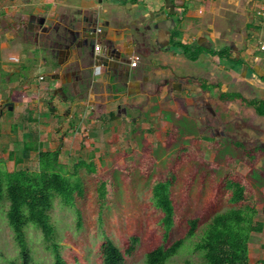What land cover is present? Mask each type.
Wrapping results in <instances>:
<instances>
[{
	"label": "rangeland",
	"instance_id": "rangeland-1",
	"mask_svg": "<svg viewBox=\"0 0 264 264\" xmlns=\"http://www.w3.org/2000/svg\"><path fill=\"white\" fill-rule=\"evenodd\" d=\"M62 1L79 4L81 0ZM200 2L211 16H228L230 21L223 24L226 25L225 29H233L231 34L239 29L249 32V37L253 39L250 44L245 46L240 34L237 38L239 45L232 47L231 51L232 55H239L241 60L242 52H245L246 61L252 67L255 64L253 57L264 54V14H258V9L252 10L249 0ZM250 21H253L251 25L255 22L259 24L258 34L247 25ZM0 27L3 28H0V37L2 34L5 36V25L0 23ZM248 48L250 53H246ZM38 50H35L34 55L40 59L41 52L44 56L45 52L40 48ZM3 51L0 48V55ZM34 62L30 74L37 79L48 69L42 63L36 65V59ZM230 66L237 70L224 77L228 91H240L247 100L259 102L264 98L262 84L250 83L243 79L245 73L239 74L241 64L232 61ZM250 73L248 71L247 76ZM41 79H29L32 90L29 89V95L19 100L24 104L23 108H37L34 97H49L40 93L45 84ZM8 85V76L0 77V99L7 96ZM43 102L47 110V104ZM149 107L147 113L129 110V114L138 118L135 122H131L127 115L116 118L114 108L109 119L107 116L94 122L88 118L84 126L78 124L75 118L65 120L62 119L63 114L61 118L56 115L54 126L46 111L37 117L27 109L19 107L11 110L0 104V110H5L8 116L0 126L1 168L37 169L39 154L35 149L27 152L23 162L16 164V157L23 155L24 145L28 143L30 147L38 146L42 150H59V161L65 174L73 181L77 178L81 181L84 193L76 197L75 206H65L56 197L51 209L55 239L67 264H102L101 245L106 237L112 238L124 252L133 235L139 237V242L133 254H125L123 264H147L146 255L149 251L185 236L189 218H200L199 228L202 229L215 213L233 206L223 190L225 177L230 173L244 179L249 202H255L258 208L256 220L264 223V115L258 114L254 106L240 98L233 100L227 103L225 111L218 112L221 125L217 123L214 126L221 131L214 139L205 138L204 135L211 132L206 128L201 129V123L196 124L191 120L192 112L189 119L186 116L178 118L174 108L160 110L152 101L147 109ZM61 120L63 125L56 130ZM174 122L180 128L177 136L171 140L168 132L172 130ZM236 141L245 146L234 147ZM188 151L195 158L183 161V156L189 155ZM246 151L251 155L260 154H254L256 160L252 165L248 163H252V160ZM87 164L94 165V171ZM169 170L171 174L172 171L176 172L173 173L176 182L171 188L175 223L168 239H165L163 215L153 205L151 197L153 184L165 178ZM102 181L106 182L103 201L99 199L97 190ZM7 207L8 200L0 198V264L21 260L20 246L7 221ZM26 231L33 264H53V254L47 248L42 230L30 225ZM199 237L200 234L185 238L182 247L168 262L183 264L186 260L199 261L201 257L194 248ZM249 247L251 264H264V225L262 231L252 234Z\"/></svg>",
	"mask_w": 264,
	"mask_h": 264
},
{
	"label": "crops",
	"instance_id": "crops-1",
	"mask_svg": "<svg viewBox=\"0 0 264 264\" xmlns=\"http://www.w3.org/2000/svg\"><path fill=\"white\" fill-rule=\"evenodd\" d=\"M249 2L252 5L251 9H258V13L260 9L258 6L263 1L259 0V4L257 0H249ZM202 4L200 0H81L79 4H67L62 0H0V23L5 25L4 30L6 32L5 36L0 37V48L4 49V53L0 55V75H7L9 81L8 89H6L7 96L0 99V104L5 101H12L13 108L11 110L19 107L22 109L24 104L19 100L29 95V89L32 90L29 87V79L36 80L30 74L31 67L35 64V59L36 65L42 63L32 53L33 50L35 52L39 48L42 49V46L36 44L32 47L31 45L32 49H30L29 55L34 57V60H32V57L28 58L27 45L20 44L19 39H14L15 35L12 31L16 28L15 25L21 28V21L26 22L27 17L36 15L43 20L45 27L52 28L54 25L60 24V31L63 32L62 30L70 22L67 23V20L83 21L85 18L93 16L98 17L100 22H108V25L104 26L107 30L106 35L115 41L118 49H121L122 45L126 46L128 50L133 47L132 44L123 39V34L117 35L115 33L118 32L119 25L122 26L121 28L127 29L129 33H132L137 26H141L145 21L151 23V25L155 23L159 25L156 30L163 43L152 46L153 50L149 51L148 48L146 55L141 58L140 66L136 69L137 74L139 71L140 75L145 77L144 82L142 83L141 80H135L131 77L129 80L126 79L128 86L123 87L124 91L120 93L118 98V93L106 89L98 90L95 86L88 89L83 88L84 90L81 89L79 94H73L68 90L66 91L67 96H64L63 90H66L69 86L72 87L74 80L72 71L66 69V65L71 61L73 62L75 58V54L70 53L68 54L69 57H66V61L63 62H58L54 58L51 65L47 66L48 70L37 77V79H41V76H44L41 81L45 84H43L42 91H40L44 95H49L53 89L58 88L59 90L60 88L52 105H47V110H45L43 106L45 103L38 102L35 103L38 106L37 108L31 106L23 109H27L37 117L46 111L45 114H49V119H52V125H54L56 115L61 118V114L64 115L62 119L72 120L75 118L78 124H85L88 118L94 122L101 118L106 119L107 116L109 119V115L114 113L113 109L117 107V101L122 102V104L131 101L135 103L142 102L144 103L142 111L146 113L150 110V107L148 109L147 107L152 101V104L157 105L160 110L174 108L178 112V118L183 116L188 118L190 107L182 109L183 103L178 98L169 99L167 92L170 83L180 80L189 88H198L199 77L203 73H209L215 79L217 75H220L217 79L222 81V88L225 90L227 86L224 85V77L237 70L234 66L232 68L230 66L232 59L239 56L237 54L232 55V46L239 45L237 38L240 34L242 39L245 40V46H248L253 40L246 30H234L231 34L230 32L233 29L231 27L225 29L224 26L226 25L223 24L225 21H230L227 18L228 16L223 14L211 16L212 14L205 12V6ZM19 10H22V13ZM41 20L40 23H43ZM251 23L253 21H250L247 25L258 34L259 24L255 22L254 25H251ZM178 43L191 45L192 47L201 46L202 50L196 59H191L185 55ZM99 44L102 47L98 52H101L107 43L104 40ZM227 47L230 48L228 53L224 52ZM246 53H250L249 48ZM49 54L53 55L50 50L47 52V55ZM243 58H245V62ZM253 60H255V64L251 67V64L246 61L245 52H242V62L244 63V71L242 72L245 73L243 79L250 83H256V85L262 84L261 87H264V54L262 56L255 55ZM86 64L87 62L81 61L78 70L89 67H86ZM227 65L230 66L231 71L224 70ZM248 71L251 72L249 76H247ZM49 74H54V76L49 78ZM99 80L104 83L107 82L103 77H100ZM190 93L189 89L178 93L187 106H190L192 102ZM62 98L65 102L62 101ZM34 99L37 102L38 98L34 97ZM1 105L8 108L5 104ZM5 113V110H0V126L8 117ZM62 122L61 120L60 126L58 125L56 130H59V127L63 125ZM173 126L180 128L175 122Z\"/></svg>",
	"mask_w": 264,
	"mask_h": 264
},
{
	"label": "trees",
	"instance_id": "trees-1",
	"mask_svg": "<svg viewBox=\"0 0 264 264\" xmlns=\"http://www.w3.org/2000/svg\"><path fill=\"white\" fill-rule=\"evenodd\" d=\"M186 56L196 59L202 50L201 46L192 47L191 45L178 43ZM229 47L224 52L229 51ZM223 53V52H222ZM231 58V57H230ZM239 64L242 60L232 59ZM221 99L227 98L230 101L238 98L254 106L255 111L264 115V100H247L240 92H230L221 94ZM178 127L173 126L168 132L171 140L177 136ZM234 147L245 146L242 142H234ZM38 150V168H19L8 170L0 167V198L8 200L6 217L11 227L14 238L20 246L19 262L11 261V264H33L28 248L26 229L32 225L40 228L47 242V248L53 254V264H67L60 249L59 242L55 239L54 224L51 221V209L56 197L65 206H75L77 196L84 193L79 178L75 181L65 174L63 165L59 161V150H42L38 146L30 147L25 143L22 156L16 157V164L24 161L31 150ZM183 156V161L192 160L195 155L189 152ZM253 164L256 160L254 153L251 155L246 151ZM13 155V154H12ZM254 156V157H253ZM91 171L94 165L87 164ZM169 170L165 178L156 181L152 186V203L161 211L164 238L168 239L172 227L175 223V203L171 188L176 182V173ZM228 175V174H227ZM226 175V176H227ZM99 199L104 200L106 195V182L102 181L97 187ZM223 190L227 199L233 204L232 207L215 213L201 229V220L192 217L187 220V230L185 236L174 240L166 246L159 245L149 251L146 255L147 264H172L168 260L175 255L184 244L185 238H191L200 234L194 243V248L199 252V261L186 260L183 264H251L250 262V241L254 232L262 231L264 223L256 220L258 208L255 202H249L247 186L244 179H240L234 173L225 177ZM199 229L201 231L199 232ZM199 232V233H198ZM139 237L131 236L126 250L121 248L110 237H106L101 245L102 264H123L125 254H133L136 250Z\"/></svg>",
	"mask_w": 264,
	"mask_h": 264
},
{
	"label": "flooded vegetation",
	"instance_id": "flooded-vegetation-1",
	"mask_svg": "<svg viewBox=\"0 0 264 264\" xmlns=\"http://www.w3.org/2000/svg\"><path fill=\"white\" fill-rule=\"evenodd\" d=\"M40 20L41 19L39 17H36L34 20H31V17H27L26 22L21 21V25H22L21 28L18 25H15L16 28L13 27L14 31H12V33L15 35L14 39L16 40L19 39L21 41L20 44L22 43V44L27 45L26 49H27L28 58L32 57L29 55V53H30V49H32L33 46H35L36 44L37 45L39 44L42 46V49L45 52L44 53L45 56L42 54L40 56V60L42 64L45 65L46 68L47 66L51 65L54 58L58 60V62H63V61H66V57H69L68 52L65 49L66 45H58L57 43L58 41H62L63 37H65L66 35L68 36V34H70V31L73 29V30H78V34L75 35L77 36V41L83 43L87 36L85 32L87 28L86 26L94 25V24L97 25V23L98 25L102 27L101 29L98 28V32L95 33V35L93 36L94 43H95L94 52H97L96 45L99 42L105 40L107 43L106 45L112 46L115 50V53H117L120 58L123 57L124 59L127 60V62L123 66H118V68L114 66L104 67L100 65V63L97 64L93 60H90L86 64V67L87 66L89 67H87L86 69H83L84 71L83 70L79 71L78 69L80 68V63L79 61H76V59L74 58L73 62L71 61L68 65H66V69H69L70 71H72V76L74 80L72 82V87L69 86L66 90H63V88H61V90L65 92V93L62 92L64 96H67L66 91L68 90H70L73 94H76V93L79 94L81 92V89L83 88L88 89V88L95 86V88L98 90L106 89L107 91H112L114 93L116 92L118 93L117 98L120 97V93L124 91L123 87L128 86V84H126V79L129 80L131 77L135 80H141L142 83L144 82L145 77L140 75L139 71H138V74L136 73L137 72L136 69L140 66L141 58L146 55V50L148 48L150 51V50H153L152 46H154L155 44L163 43L162 39L158 36L157 30H156L159 26L157 23L151 25V23H147L145 21V23L141 24V26L139 27L137 26L132 33H129L127 29L121 28L122 26L119 25L118 26L119 30L118 32H115V33L117 35L123 34L124 35L123 39L126 40L127 43H130L133 45V47H131V49L128 50L126 49V46H123V45L121 49L120 48L118 49L116 47L115 41L111 38H108L106 35L107 30L104 26L108 25V22L107 21L100 22L98 17H93V16L87 17L83 21L74 20V19L67 20V23L69 21L70 22L68 25H66L64 30H62L63 32L60 31V24L54 25L52 28H48V27H45L44 25H41ZM152 40H153V43H152ZM48 50H50L51 54L53 53V55H50V54L47 55ZM32 53H33V56L37 58L34 55V50L32 51ZM34 57H32V60H34L33 59ZM236 59L239 60L240 58H236ZM240 64L241 66H240L239 74H241L242 71L244 70V63L242 62ZM229 68L230 66L227 65V68L224 70L231 71V69ZM53 76L54 74L48 75L49 78ZM219 76L220 75H217L218 78ZM0 77L4 78L5 75L4 76L0 75ZM100 77L105 78L107 82L104 83L103 81L99 80ZM41 78H44V76H41ZM199 79H200V83L197 86L198 88L196 87L189 88L185 86L180 80L173 81L168 86L169 91L167 92V94L169 95V99L173 97L178 98L183 103L182 109H185V108L188 109V107H190V110L188 109V112H189V115H190V112H192V115H191L192 118L190 116L189 118H191V120L196 122V124L201 123V127H200L201 129L206 128V130H209L211 132L210 134L204 135L205 138L207 136V137H212L215 139L216 137L220 135L219 133L221 131L217 126H214L217 123L221 125L220 123L221 119L219 118L218 112L223 111V110L225 111V106L227 105V103L229 104V102H232L227 98L221 99L220 96L222 93L226 95L230 93L231 91H228V88L223 90L222 81L218 79L216 80L212 74L203 73V75H201ZM84 82L86 83L85 85H84ZM187 89H189V91L191 92L190 96L192 98V102L190 106H187L184 99H182L181 96H179L178 94L180 93V91L187 90ZM59 90L58 88H55L52 91H50L48 98L41 96L40 98L37 99V102L34 99V102L38 103V102L45 101L46 104L50 106V104L52 105L53 100L56 97V95H58ZM237 92H240V91H237ZM242 95L245 98L243 93ZM261 100H264V98L260 99L259 101ZM62 101H63V98H62ZM63 102H65V100ZM117 102L118 103L116 104L117 107H116V112H115L116 118L127 115V117L130 118L131 122H135L138 118L133 114H129V110L132 109L133 110L132 112L134 111L142 112L143 107H144V103L142 102L135 103L131 101L126 104H122V102L120 101H117ZM1 104L4 105L5 102ZM224 133L225 132L223 131L222 135H224ZM207 142H209V140H207Z\"/></svg>",
	"mask_w": 264,
	"mask_h": 264
},
{
	"label": "water",
	"instance_id": "water-1",
	"mask_svg": "<svg viewBox=\"0 0 264 264\" xmlns=\"http://www.w3.org/2000/svg\"><path fill=\"white\" fill-rule=\"evenodd\" d=\"M31 20H34L36 15H31ZM43 22V20H41ZM41 25H44L43 23H40ZM86 38L83 43L77 41L78 30H71L70 34L68 36L66 35L63 37L62 41H58V45H66L65 49L68 52V54H75L76 61H79V63L82 62H89L90 60H93L95 63L102 65L104 67H117L123 66L127 60L123 57H119L117 53H115V50L112 46L106 45L103 47V50L101 52H94V39L93 36L95 33L98 32V28L101 29L102 26L94 24V25H88L86 26ZM62 49V48H61ZM90 49V50H88ZM93 63V62H92ZM5 105H7L10 109L13 108V102L12 101H5Z\"/></svg>",
	"mask_w": 264,
	"mask_h": 264
},
{
	"label": "built area",
	"instance_id": "built-area-1",
	"mask_svg": "<svg viewBox=\"0 0 264 264\" xmlns=\"http://www.w3.org/2000/svg\"><path fill=\"white\" fill-rule=\"evenodd\" d=\"M263 2H262V4L260 5V9H259V11H258V14H264V0H262ZM100 47H101V44H97L96 45V51H98L99 49H100Z\"/></svg>",
	"mask_w": 264,
	"mask_h": 264
}]
</instances>
